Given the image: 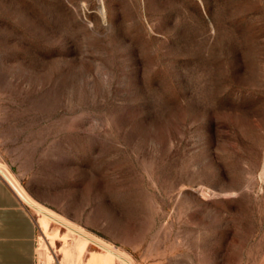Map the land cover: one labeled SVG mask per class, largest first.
Here are the masks:
<instances>
[{"label": "rangeland", "instance_id": "rangeland-1", "mask_svg": "<svg viewBox=\"0 0 264 264\" xmlns=\"http://www.w3.org/2000/svg\"><path fill=\"white\" fill-rule=\"evenodd\" d=\"M0 172L37 264H264V0H0Z\"/></svg>", "mask_w": 264, "mask_h": 264}, {"label": "crops", "instance_id": "crops-1", "mask_svg": "<svg viewBox=\"0 0 264 264\" xmlns=\"http://www.w3.org/2000/svg\"><path fill=\"white\" fill-rule=\"evenodd\" d=\"M38 224L0 175V264L38 263Z\"/></svg>", "mask_w": 264, "mask_h": 264}, {"label": "bare ground", "instance_id": "bare-ground-1", "mask_svg": "<svg viewBox=\"0 0 264 264\" xmlns=\"http://www.w3.org/2000/svg\"><path fill=\"white\" fill-rule=\"evenodd\" d=\"M43 215H44L43 216L44 218L42 220V227H44V229L47 231L48 230V227H49V224H50V223H48L49 214L46 211H43Z\"/></svg>", "mask_w": 264, "mask_h": 264}, {"label": "built area", "instance_id": "built-area-1", "mask_svg": "<svg viewBox=\"0 0 264 264\" xmlns=\"http://www.w3.org/2000/svg\"><path fill=\"white\" fill-rule=\"evenodd\" d=\"M0 175L2 176V174H1V172H0ZM3 177V176H2ZM4 178V177H3ZM5 179V178H4ZM6 180V179H5ZM7 181V180H6ZM8 182V184L11 186V188L17 193V191H16V189L12 186V184L9 182V181H7ZM17 195H18V193H17ZM19 196V195H18ZM20 197V196H19Z\"/></svg>", "mask_w": 264, "mask_h": 264}]
</instances>
